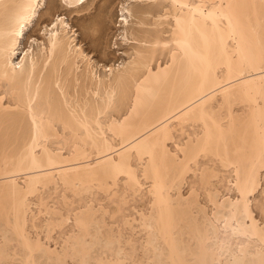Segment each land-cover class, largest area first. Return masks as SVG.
I'll use <instances>...</instances> for the list:
<instances>
[{
    "label": "bare ground",
    "instance_id": "6f19581e",
    "mask_svg": "<svg viewBox=\"0 0 264 264\" xmlns=\"http://www.w3.org/2000/svg\"><path fill=\"white\" fill-rule=\"evenodd\" d=\"M58 1L0 0V264H264V0H133L118 65Z\"/></svg>",
    "mask_w": 264,
    "mask_h": 264
},
{
    "label": "rangeland",
    "instance_id": "374dc122",
    "mask_svg": "<svg viewBox=\"0 0 264 264\" xmlns=\"http://www.w3.org/2000/svg\"><path fill=\"white\" fill-rule=\"evenodd\" d=\"M44 4L43 8L39 11L40 15L36 17L32 28L30 27L27 33V38L23 40V43L21 45V49L26 51L28 50L30 46V42H32V39H39L43 40V29L44 25H47L49 23V20L52 18H56L54 15H61V17H65L66 21L70 23V25L73 26V29L75 30L79 43H81V46L84 48V50L87 52V54L90 55L93 61H96L98 64H105V65H112V64H120L125 61H128L130 59V47L131 43L134 42L132 39L129 42H124L123 41V35L125 30V26L121 23V19L123 16L122 15V8L125 9L124 12L127 14L128 19H130V25L127 27L128 28V36L130 37V31L133 29V22H135L138 17L135 16H130L128 13V9L131 10L132 6L131 2L133 0H88L85 9L82 10L81 13H75V12H70L66 10L62 5L57 2V7L52 11L51 18L49 16H44V14L49 10L50 3L52 0H42ZM133 5V3H132ZM127 9V10H126ZM43 12H45L43 14ZM130 17V18H129ZM151 21V20H150ZM105 25V26H104ZM132 26V27H131ZM131 28V29H130ZM130 30V31H129ZM40 31V32H39ZM94 32V34H93ZM94 35V37L91 35ZM31 37V38H30ZM104 37V38H103ZM132 38V37H131ZM29 39V40H28ZM19 51V59H21V51ZM105 54V55H104ZM21 56V57H20ZM19 61V60H17ZM264 188V187H263ZM59 190L58 192H53L46 190L44 193V196L46 197L50 196L51 193L52 197L51 199H48V202L50 205L54 204L57 200L59 201L61 198ZM187 190L185 189V192ZM48 192V193H47ZM55 193V194H54ZM187 193V192H186ZM49 194V195H48ZM53 199V197H58ZM101 198L104 196L99 195ZM260 196H262L260 194ZM32 199L35 201V197H32ZM80 198L77 197L73 198V201H78ZM54 202H53V201ZM57 201V202H58ZM75 201V202H76ZM106 202V203H104ZM104 204H109L110 202L104 201ZM60 207H62V203H56ZM110 208L113 207L112 204L109 205ZM34 210L36 208L34 207ZM258 215V218H261L259 213L256 211L255 212ZM43 216V215H42ZM44 218V217H42ZM264 220V218H261ZM108 221H111L108 218ZM68 228H64L62 231L66 232ZM58 232H55L57 231ZM55 230L52 235L53 239L56 242H59L61 238H59L62 234V231L60 229ZM61 234V235H60ZM44 233L42 234V236ZM56 238V239H55ZM51 241V244L55 246V242ZM59 245V243L57 244Z\"/></svg>",
    "mask_w": 264,
    "mask_h": 264
}]
</instances>
